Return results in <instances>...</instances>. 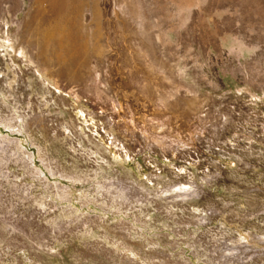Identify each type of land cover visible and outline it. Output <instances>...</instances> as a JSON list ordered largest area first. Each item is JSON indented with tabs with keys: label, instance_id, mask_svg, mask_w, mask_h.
Instances as JSON below:
<instances>
[{
	"label": "rangeland",
	"instance_id": "obj_1",
	"mask_svg": "<svg viewBox=\"0 0 264 264\" xmlns=\"http://www.w3.org/2000/svg\"><path fill=\"white\" fill-rule=\"evenodd\" d=\"M79 3L0 0V264H264V0Z\"/></svg>",
	"mask_w": 264,
	"mask_h": 264
},
{
	"label": "bare ground",
	"instance_id": "obj_2",
	"mask_svg": "<svg viewBox=\"0 0 264 264\" xmlns=\"http://www.w3.org/2000/svg\"><path fill=\"white\" fill-rule=\"evenodd\" d=\"M64 1L67 4V8L69 9L68 12L69 15L66 17L68 19L67 20L65 19L66 21H64V23H60L59 21H56L48 24L47 27L45 26L43 30L41 29L42 31L40 34L42 36L41 37L42 43L44 42V44H41L42 51L47 49L49 47L48 43L51 42L53 44L52 46L54 48V51L51 52L50 55L53 53L52 55L53 58L58 64L62 65L63 71L65 72V70H69L71 68V66L75 63L77 58L81 56V53L82 52L83 54L86 53L88 49L83 40L84 36L81 35V31H80L81 29H79L78 27L79 24L76 25V23H74V21L71 19V14H72L71 10L73 9V6H75L74 4L79 3L80 0H64ZM76 7L79 8V5H77ZM76 9L74 11H76ZM60 21H62V18ZM78 60H80V58Z\"/></svg>",
	"mask_w": 264,
	"mask_h": 264
}]
</instances>
